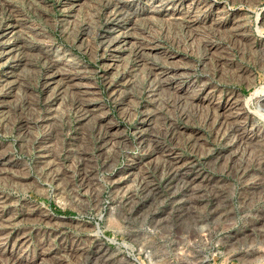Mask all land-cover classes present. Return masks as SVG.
Segmentation results:
<instances>
[{"label": "rangeland", "instance_id": "rangeland-1", "mask_svg": "<svg viewBox=\"0 0 264 264\" xmlns=\"http://www.w3.org/2000/svg\"><path fill=\"white\" fill-rule=\"evenodd\" d=\"M0 264H264V0H0Z\"/></svg>", "mask_w": 264, "mask_h": 264}]
</instances>
